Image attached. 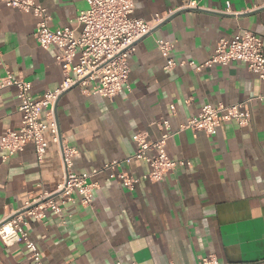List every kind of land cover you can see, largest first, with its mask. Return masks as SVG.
Returning a JSON list of instances; mask_svg holds the SVG:
<instances>
[{"label": "crops", "instance_id": "1", "mask_svg": "<svg viewBox=\"0 0 264 264\" xmlns=\"http://www.w3.org/2000/svg\"><path fill=\"white\" fill-rule=\"evenodd\" d=\"M50 15L49 26H76L87 0H36ZM134 15L163 17L136 44L128 63L129 88L113 99L84 93L79 86L64 91L53 105L61 134L77 152L76 173L136 150L134 136L157 139L169 121L173 134L166 150L177 165L160 181L142 178L146 163L133 160L124 169L139 180L132 190L106 172L92 177L93 208L69 205L66 222L48 211L43 220L28 218L27 232L42 264H197L213 254L222 264H264V80L245 61L212 63L196 70L213 54L221 37L239 29L258 34L264 46V0H134ZM36 17L0 1V78L31 82L38 99L62 80L57 48H41L34 37ZM156 39L173 42L175 60L194 66L164 68ZM259 96L261 98H259ZM253 98L250 122H222L204 133L180 125L204 104H232ZM20 100L14 86L0 88V136L21 126ZM171 105L174 106L171 109ZM47 149L36 158L34 144L12 154L0 147V219L20 208L41 188L61 181L56 146L45 133ZM0 264H34L23 242L0 240Z\"/></svg>", "mask_w": 264, "mask_h": 264}, {"label": "built area", "instance_id": "2", "mask_svg": "<svg viewBox=\"0 0 264 264\" xmlns=\"http://www.w3.org/2000/svg\"><path fill=\"white\" fill-rule=\"evenodd\" d=\"M0 1L36 17V42L43 49L51 45L57 48L55 62L60 65L62 72L58 86L46 90L38 99L30 93V81L14 78L10 71H6L0 78V88H17L20 100L18 110L21 113V126L18 130L4 131L0 136V147L12 154L22 150L26 142L31 140L36 158L41 162L48 144L45 133L49 132L59 158V184L53 190L41 188L39 193L31 194L20 208L9 209L0 219V240L5 245L23 242L30 250L34 264H42L37 246L26 230L28 218L43 220L50 211L65 223V212L70 204L93 208V190L97 183L92 181V177L102 172H106L109 178L119 179L125 188L132 190L139 177L124 168L133 160L147 164L148 171L142 178L150 182L160 181L177 165H190V162L174 159L168 154L166 141L173 133L168 131L169 121L163 119L156 122L159 129L165 130L157 139L147 140L144 133L138 132L134 136L137 147L132 154L105 162L89 172L76 173L73 170V157L77 150L61 134L52 109L59 96L73 86H79L84 93L100 94L108 99H113L124 88L128 89L129 56L135 44L150 33L163 17L146 20L135 16L134 0H87L88 8L77 14L75 27L51 28L50 15L36 0ZM195 7L196 0H184L179 9ZM155 41L165 59V69L194 66L192 61L175 60L171 53L173 42L164 39ZM234 60L245 61L249 70L264 80L263 42L258 34L247 29H239L231 36L219 38L211 57L203 65L194 68L199 70L204 65L228 64ZM252 101L253 98H247L232 104H204L196 115L180 125V129L189 128L209 134L225 121L245 125L252 117ZM197 264L222 263L213 254H209Z\"/></svg>", "mask_w": 264, "mask_h": 264}]
</instances>
